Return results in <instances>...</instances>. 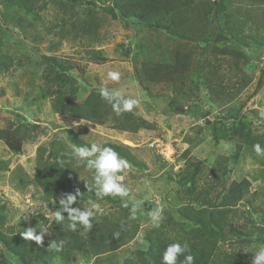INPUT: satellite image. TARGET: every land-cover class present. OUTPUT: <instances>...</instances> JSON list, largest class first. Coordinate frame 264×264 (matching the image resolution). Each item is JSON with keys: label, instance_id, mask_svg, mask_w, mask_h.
<instances>
[{"label": "rangeland", "instance_id": "rangeland-1", "mask_svg": "<svg viewBox=\"0 0 264 264\" xmlns=\"http://www.w3.org/2000/svg\"><path fill=\"white\" fill-rule=\"evenodd\" d=\"M118 1L123 3L127 0ZM118 1L29 0V12L17 3L11 6L10 12H5L0 0V26L4 32L0 44V128L27 126L23 127L26 132L19 152H12L0 140V161L7 163L6 168L0 169V202L6 205L1 233L24 232L28 227H35V219L40 220V217L49 221L59 205L49 207L43 200L46 194L53 199L65 191H80L86 184L91 187L90 174L83 168L75 176L59 173V168L53 163L54 156L49 154L54 140L63 138L61 127L81 125V132L95 133L98 139L129 142L124 144L132 148L143 166H130L123 173L124 183L130 191L127 199L141 200L143 204L136 215L139 231L131 242L95 259L87 253H71L64 264H121L127 256L134 258L135 253L131 250L141 243L140 237L144 232L153 227L148 212L161 207L164 219V213L179 203L178 197H183V187L175 180L187 163L189 169L198 163L194 189L187 195L197 196L199 200L207 198L215 205L219 203L220 194H226L231 185L239 183L242 178L247 179V194L233 209V222L249 230L245 234L250 237L228 234L219 239L217 250L252 263L254 252L264 246L263 156H258L253 147L239 137L228 138L230 132L224 125L229 127L235 120L224 110L231 106V111H234L241 106V112L251 123L253 137L260 136L256 138L257 143L264 142V78L261 86L256 88L259 73L264 68V0H228L229 6L242 18L251 17L245 24V32L256 35L259 43L249 38V44L244 47L243 75L240 70L238 74L235 68L232 70L234 57L229 59L226 55L217 54L220 70L211 72V81H215L207 86L198 77L199 74L205 75L204 71H196L192 67L189 74L181 79L165 77L150 81L146 73H150L152 66L158 64L162 66L160 71L164 70L165 66L171 65L172 54L176 50L187 52L197 42L177 39L164 32L163 27L146 26L132 17L122 18L115 10ZM203 1L208 0H181L188 6L179 7L173 16L191 18L189 4L195 7ZM111 9L116 16L111 14ZM168 23L169 20L163 21V25ZM213 26L217 23L214 22ZM126 49L130 51L128 55H124ZM203 54L207 57V50ZM208 56L212 60V56ZM50 57L65 65L63 72L69 79L64 90L68 100L81 101L90 92H99L102 86L118 90L139 101L132 112L149 122L150 128L131 134L117 131L108 123L96 125L80 121L78 124L64 116L58 104L59 68L50 62ZM202 58L200 61L192 58V66L203 64ZM216 63L212 60L210 65H206L207 69L215 67ZM109 71H118L120 80H108ZM242 76H248L249 80L235 93V98L225 104L227 94H223L218 82L222 85L234 83L235 77ZM240 83L239 80L238 87ZM195 111L197 114L200 112L198 116ZM206 120L218 123L216 134L228 131L227 138L216 143L211 126L205 125ZM149 139L163 141L173 152L169 159L163 160L155 150L148 148L145 142ZM238 144L242 145L240 156L233 161L231 155ZM43 178L48 180L43 182ZM64 179L68 180L66 186L62 185ZM87 200L78 201L81 205L74 203L72 207H82ZM99 202L104 213L116 209V205L108 200ZM196 204L193 200L192 206ZM242 211L249 217L242 216ZM45 227L37 228V234L45 232ZM47 237L45 232L42 240ZM0 256L11 264H18L16 258L4 251H0ZM105 258L110 262L105 263ZM48 264H60L59 258Z\"/></svg>", "mask_w": 264, "mask_h": 264}, {"label": "trees", "instance_id": "trees-1", "mask_svg": "<svg viewBox=\"0 0 264 264\" xmlns=\"http://www.w3.org/2000/svg\"><path fill=\"white\" fill-rule=\"evenodd\" d=\"M28 1L29 0H2V3L5 7V12H10L9 9H11L14 3L20 4L21 7L26 9V12H29L31 7ZM229 5L228 0L203 1L199 6L195 7L189 4L192 10L191 18H188V16L184 17V15L177 16L176 18L173 16L174 12L179 10V7L186 8L188 6V4H184L181 0H127L123 3L118 1L115 10H118L122 18L127 19L132 17L143 22L146 26L156 28L163 27L164 32L166 31L176 36L177 39H191L197 42V45H193L187 52L183 53L180 50H176L172 54L173 61L170 63L171 65L165 66L164 70L160 71L162 66L158 64L152 66L150 73H146V77L150 81H157L165 77H169V79H181L189 74V70H191L192 67V69L196 71H204L205 75L199 74L198 77L202 83L207 86L208 83L215 81H211V72L220 70L217 54L226 55L229 59L234 57L232 70L235 68L237 74L239 72L238 70H240V74L243 75L241 73V67L245 64L243 49L249 44V38L255 43H259L256 35L251 36L249 33L245 32V24H248V19L251 17L247 19L242 18L237 14V11ZM111 14H114L112 9ZM166 20H169L168 25H163V21ZM214 22L217 23V26H213ZM252 23H254L252 24L253 26H256L255 22ZM3 35L4 32H2L0 26V44L3 42ZM140 50L143 49L141 48ZM205 50H207V57H203ZM129 53L130 51L127 49L124 50V55H128ZM208 55L212 56V60L217 62L216 66L211 69H207L206 67V65L212 63ZM192 58H195L196 61H200L202 58L203 64H201V62L198 64L195 63V67H193L192 64L194 61ZM48 59L50 62H54V65L59 68L58 104L60 106L59 110L64 116L69 117L71 120H75L78 124L80 121L85 123L94 122L96 125L108 123L111 128L117 131L131 134L138 132L142 128H150L151 124L149 122L138 117V115L132 111L117 116L113 112L111 106L101 99L99 92H90V94L85 96L81 101L68 100L66 91L64 90V86L69 79L63 72V70H66L65 65L64 63H58L54 57ZM143 67H145V65ZM57 76L58 74L56 77ZM238 78L235 77L234 83L230 82L225 85L224 83L222 85V82L216 81L221 86L223 94H227L224 97V100H226L225 104L228 102L230 103L235 98V93L249 80L248 76L246 78L243 76ZM263 78L264 68L260 71L256 81L257 89L261 86ZM222 80L223 79H221V81ZM239 80L241 82L240 87H238ZM241 108L242 107L239 106L237 110L231 111L232 107L229 106L224 110L225 114L228 113V115L235 120L229 127L226 125H224V127H227L226 130L230 132L229 139L232 140L237 136L242 142H246L253 147L254 144H257V139L260 138V136L258 138L253 137L254 135L250 128L251 123L246 119L245 113L241 112ZM206 124L211 126V131L214 134V141L216 143L227 138L226 132L228 131H223L221 134L215 133L218 130L217 122L213 121L211 123L206 120L205 125ZM23 127L27 126L21 125L14 129L0 128V140H2L8 149L14 153L21 150L23 134L26 132ZM81 127V125H64L61 127L63 138L54 140L50 146L51 149L49 154L54 156L55 159H53V163L59 168V173L75 176L79 169L82 168L69 162L71 145L73 144L90 147L92 143H96L103 147H110L116 151L120 157L127 160L131 167L143 166V163L137 159L130 146L113 140L98 139L99 137L95 133L88 131L86 133L81 132ZM183 137L185 138L184 134ZM259 144L264 147V142ZM186 148L184 149L185 151H187ZM241 148L242 145L238 144L234 154L231 155L233 161L237 160L240 156ZM63 149L69 151L70 154H66ZM262 158L263 160H261V163L264 166V156ZM60 160H64L65 163L60 165ZM197 164L198 163L193 166V169H189L188 163L182 166L183 168L179 178L175 180V183L183 187L181 190L185 196L183 194V197H178L179 203L175 207H172L170 212L168 211L167 214L164 213L165 217L161 220L159 227L153 226L144 232L142 237H140L142 240L141 243L131 250V253H135V257L131 258L127 256L123 259L121 264H161L162 255L166 247L176 242L181 244L187 243L189 245L191 250L190 254L195 257L194 264H252L250 261L239 260L238 257L231 253H219V250H217L219 239L225 238L228 234H235L239 237H242V235L250 237L249 234H245L249 230H245L242 225L238 226L233 222V209H236L237 204L240 203L247 194V179L242 178L239 180V183L231 185L226 194H220L221 198L219 199V203L217 202L218 204L215 205L207 198L199 200L197 196L191 197L187 195V193L189 194L194 189V183L198 177L195 169ZM6 167L7 163L5 161H0V169ZM47 180L48 179H44L43 182ZM38 182L42 181L38 180ZM67 182L68 180H62V185L66 186ZM63 193L74 192L65 191ZM80 193L78 201L96 198L94 191H89L87 187L82 188ZM64 194L53 199L46 194L43 196V200L49 207L55 208V206L59 205V199ZM104 199L116 205V209L114 212H103V215H97L93 219V225L90 230H84L82 227L78 226L76 231H71L67 228V220L61 225L57 224L52 214L49 221L42 217H40V220L35 219V226L37 228L46 226L45 232L48 235L46 239L42 240L40 245H37L35 241L25 240L22 236L23 231L18 233L9 231L7 234H3L0 231V251L8 253V255L14 257V259L16 258L18 264H48L56 257L59 258L60 264H64V260L69 258L71 253H87L90 258L95 259L108 252L111 253L113 250L121 249L136 237L139 231L138 219L130 218L129 208L122 206L123 201L120 197L109 196ZM193 200L197 202L196 206H192ZM5 211V203L0 202V225L5 222ZM246 213L250 214V211L247 210ZM257 213H259V211ZM63 215L66 217L67 213ZM241 215L249 217L245 214V211H242ZM121 225H123V227H121ZM259 227L260 226H258V228ZM117 231L120 232L118 238L113 235V233ZM173 232L176 233L174 234ZM53 240L57 242L61 240L64 241L61 251L56 252L48 250L50 242ZM182 260L183 256H180L178 258V264ZM103 261L105 263L110 262L109 258H105ZM0 264H11V262L5 259L4 256H0Z\"/></svg>", "mask_w": 264, "mask_h": 264}, {"label": "clouds", "instance_id": "clouds-1", "mask_svg": "<svg viewBox=\"0 0 264 264\" xmlns=\"http://www.w3.org/2000/svg\"><path fill=\"white\" fill-rule=\"evenodd\" d=\"M43 67L40 69L42 74ZM107 79L111 81H119L120 73L118 71H109ZM101 99L111 106L113 112L119 116L126 112H131L139 101L135 98L126 97L118 90L109 89L102 86L99 89ZM148 147V146H147ZM253 150L258 156H264V148L259 143L253 145ZM70 163H74L77 167H82L85 172L90 174L91 187L86 184L89 191H94L96 200H87L82 207H72L79 204V189L74 193H66L59 199V207L53 212V219L57 224H62L67 220V228L76 231L78 226L84 230H90L93 225V219L97 215H103L104 209L99 201L105 197H120L123 201V207H130V218L135 219L137 212L141 209L143 201L127 199L130 195L129 188L124 183L125 170L130 165L127 160L119 156V154L110 147H103L99 144L92 143L90 147L71 145ZM64 160H60L59 164L63 165ZM67 213V216L63 215ZM163 209L156 207L148 212V217L154 227H159L163 219ZM123 227V225H121ZM40 231L37 234V227H28L22 233L27 241H35L37 245L42 243L43 234ZM115 237L120 236V232H114ZM64 241L50 242L48 250L59 252L62 250ZM188 253V254H186ZM191 250L187 243H171L163 252L161 264H178V258L183 256V260L179 264H194L195 257L190 254ZM252 264H264V246H260L252 257Z\"/></svg>", "mask_w": 264, "mask_h": 264}, {"label": "built area", "instance_id": "built-area-1", "mask_svg": "<svg viewBox=\"0 0 264 264\" xmlns=\"http://www.w3.org/2000/svg\"><path fill=\"white\" fill-rule=\"evenodd\" d=\"M183 138V137H182ZM146 146L155 150V152L163 159H169L168 157L172 155L173 152H170L167 148L168 146L164 145V142L160 139H149L145 142ZM176 156V155H175Z\"/></svg>", "mask_w": 264, "mask_h": 264}, {"label": "crops", "instance_id": "crops-1", "mask_svg": "<svg viewBox=\"0 0 264 264\" xmlns=\"http://www.w3.org/2000/svg\"><path fill=\"white\" fill-rule=\"evenodd\" d=\"M183 133H185V132H183ZM181 134H182V133H181ZM125 142H126V144L129 143V142H127V141H125ZM125 142H124V143H125ZM131 144H132V143H131Z\"/></svg>", "mask_w": 264, "mask_h": 264}]
</instances>
